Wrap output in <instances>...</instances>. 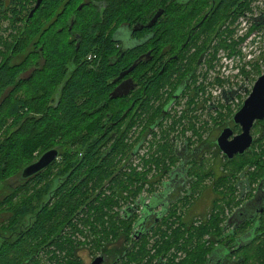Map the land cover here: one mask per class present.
I'll return each mask as SVG.
<instances>
[{
  "label": "trees",
  "instance_id": "obj_1",
  "mask_svg": "<svg viewBox=\"0 0 264 264\" xmlns=\"http://www.w3.org/2000/svg\"><path fill=\"white\" fill-rule=\"evenodd\" d=\"M3 1L0 0V7ZM77 1L44 0L33 16L31 12L36 5L26 13L23 22L22 15L20 18L22 26L18 28L14 26V30L19 34H16L10 48L11 53L0 63V127L3 128L0 136V184L6 185L13 175L17 177L19 175L20 178V183L15 186L13 194L7 196L0 205L13 204L11 201L20 192L33 190L37 192L31 196V202H25L15 210L12 218L14 229L2 227L3 222H0L2 241L0 264H41V258L45 255L56 253L55 248L65 253L67 257L62 260L57 256L56 261L51 260L52 264H80L81 258L74 257V249L79 247L72 248L68 235L81 233L88 224H91V231L94 232L95 226L91 222L93 214L111 211L116 205L115 199L118 202L121 200L125 202L128 197L135 195L137 193L134 190L135 182H142L141 186L137 187L138 191L148 184V173L128 167L122 161L128 156L129 144L139 142L132 151L133 156L144 145L145 141L141 135L132 140L129 136L130 129L135 124L142 125L144 116L145 120L152 117V110L147 104L148 96L163 94L159 86L168 83L171 75L163 66L164 57L159 60L138 62L133 73L138 75L142 88L148 90L142 89L134 96L135 104L131 108H129L131 102L128 100L126 108H122L120 106L122 100H115L110 96L113 88L110 81L123 70L125 64L122 61L115 65L109 64L108 54L113 53L116 44L111 40V35L105 36L106 27L113 23L120 25L136 20L146 22L160 9L165 10V15L160 20L167 24L170 21L164 20V17L171 15L174 9H181L184 4L181 0H93L96 1L94 13L93 1L84 5L82 10L76 9V23L84 32L80 47L76 51L75 44L58 38L61 37L58 32H55V36H51L49 41L47 37L53 32L56 24L62 19L67 20V15ZM34 3L37 4V0H25V3L23 1L22 10L26 11L27 7L29 9ZM226 3L215 10L214 16L209 17L210 21L204 29L206 34L214 29V25L231 17L232 8L237 4L241 5L242 2L226 0ZM204 5L206 10L210 8L207 0H204ZM60 6L62 12L58 15ZM1 10L0 26L3 20H9L11 24L13 20L18 21L19 14L14 8L12 10V6L7 11L3 7ZM179 11L181 14L184 12ZM40 45L44 46L42 52L45 60L43 59L31 77L19 80L18 76L26 71L29 62L35 63L40 58L38 52ZM22 51L28 54L26 58L20 63H13L12 58ZM202 51L203 49L194 54H197L196 59ZM89 55H92V58L96 56L89 61L87 60ZM133 59L134 56H131L126 65H132ZM162 108L163 106H156L155 114H158L155 123L150 127L151 131H154L153 128L163 115ZM8 118L13 120L9 127L6 126ZM124 122L125 130L122 129ZM155 144L157 146L155 152L158 154L163 152L162 141L159 142L157 138ZM53 148L60 151L59 158L54 164L32 177L22 176L26 166ZM174 156L175 162L176 155ZM154 160L157 161L155 157ZM229 162L236 166L238 163L237 160ZM15 166L17 167L15 172H18L11 175L10 172ZM55 168L58 169L53 179L49 180ZM181 175L180 173L179 176ZM170 178L172 180L165 181L163 187L166 193V187L172 183L173 188L170 190L172 197L177 193L175 191L177 185L178 188H183L184 184L182 180L178 182L174 180L173 175H170ZM162 194L154 192L150 202H162L167 195ZM146 199L140 194L135 202H145ZM163 213L165 214L166 210ZM127 214L128 216L124 214L119 216L125 231L118 235L116 222L113 221L112 229L99 236L103 239L102 245L96 249L105 250L112 236L119 240L123 237L129 240L132 237V232L130 234L129 231L132 226L129 220L132 217L130 218V212ZM178 222L179 226H183L182 220ZM165 224L167 223H162L157 230L161 231L162 225ZM186 230L188 229L182 230L180 227L172 231L182 234H177L178 240ZM164 234L167 235V232ZM148 237L140 238H143V248L149 242ZM192 237L193 235L190 239ZM134 239L139 240L136 236ZM171 239L166 240L163 246H159L161 250L164 247L165 249L172 247ZM69 244L72 249H69ZM112 247L115 249L112 252L113 256H118L121 255L120 252H124L120 249L125 248L126 244ZM153 248L156 247L152 245L151 249ZM209 251L205 242L201 244L196 253L190 254L191 264H205ZM243 252L245 261L242 264H264V242L251 253L249 248ZM139 255L137 250L132 249L125 255L129 259L123 257L121 262L126 264L140 262L144 258L140 259Z\"/></svg>",
  "mask_w": 264,
  "mask_h": 264
},
{
  "label": "flooded vegetation",
  "instance_id": "obj_2",
  "mask_svg": "<svg viewBox=\"0 0 264 264\" xmlns=\"http://www.w3.org/2000/svg\"><path fill=\"white\" fill-rule=\"evenodd\" d=\"M181 1L184 4L181 6V9H174L171 15L164 17V20L168 19V22L170 21L167 24L160 20L165 15V10L163 9V14L151 27H148L149 22L156 13L146 22L138 20L133 23L123 22L117 27L112 26V30L109 25L106 27L105 36L110 37L111 35V40L116 44V49H114L113 53L108 54V58H110L109 64L115 65L120 61L125 64L122 68L123 70L110 81L113 84L110 96L116 88L130 80L124 86L125 90H130L129 94L113 98L115 100H122L120 103L122 108H126L127 100L131 102V106H129L131 108L135 104L134 96L137 93L139 94L143 89L138 75L133 73L138 62H148L152 59L159 60L164 57L163 66L165 69L167 68L171 77L168 83H162L159 86L160 91L164 95L156 105L157 107L163 106V115L158 120V123L162 120L159 126L179 103V100H183L182 104L185 106L186 111L191 108L195 110L202 109L205 101L204 99H199L201 94L208 92L205 91L209 87L205 85L207 83L213 86L216 85L214 86L216 87L214 91L220 88L221 95L225 96L227 100H230V95H239L241 92L250 95L256 83L253 84L254 81H251L257 70L254 71L253 67L256 64L255 61L251 62L249 59V50L252 44L259 43V41L264 39V9L258 6V1L256 0H241V5L237 4L232 8V16H229L226 21L218 23L217 29L213 34H206L204 29L210 21L209 17L211 15L214 16L215 10L223 3H226V0H207L210 5V8H207V10L204 7V0ZM12 3L13 0H4L1 7L7 11L12 6ZM92 3L94 13L96 1ZM80 6L77 8L78 10L83 9L84 3L80 4ZM200 8L202 9L198 11L197 9ZM179 10H183L184 12L181 14ZM76 20L77 14L75 13L64 25L57 28V32L67 37L70 44H75L77 51L80 47V42H82L84 32L79 29L80 27L77 25ZM176 20L177 22H175ZM43 47L40 45L38 48L40 58L35 63L29 62L26 71L21 72L18 76L19 80L26 79L28 76L31 77L39 65L42 64L44 59ZM233 48H239L240 52H236L235 55L232 54ZM201 49L203 51L196 59L197 54H194ZM221 50H227L228 53H224ZM217 52L221 53L223 67L218 66L219 58L217 57ZM237 55L240 56L239 59ZM131 56H134L133 64L126 65ZM14 57L12 58L13 61ZM87 60L90 61L91 59L88 57ZM261 62L260 66L264 68V59ZM134 65V69L131 70ZM261 75L262 72L257 73L258 78ZM238 77L246 78V81H241V83L237 84ZM222 79L227 80L224 86ZM214 87L210 89L212 90ZM144 89L145 91L148 90ZM167 94L171 96V99L164 102L165 95ZM211 104H209L211 111L223 107L220 104L215 106ZM229 104L230 102H226L227 107ZM242 105H239L235 111L231 112V115H226L228 119L223 123L221 122L217 137L227 128L233 132V136L239 135L242 132L241 126L237 125L234 120L235 114ZM201 106L202 108H200ZM211 107L214 109L212 110ZM220 116H223V114ZM260 122H264V120L256 121L253 128ZM140 126L139 124H135L132 127L134 131L132 128L130 129L129 136L132 137V140H136L140 136L139 131L136 134ZM122 127L125 130V122ZM153 129L156 130V128ZM254 139L255 141L245 153L236 154L233 159H229L220 148L228 161L237 160L238 163L237 166L235 165V170L232 171V178L234 180L231 192L232 199H230V202H226L225 208L222 206L215 208L213 206L212 209L210 207V218L213 221H209L208 217L203 221L206 223L210 222L215 229L208 236L209 243L207 248H210V251L205 264H242L245 261L244 249L249 248V252L251 253L254 249H257L258 245L264 242V152L261 158L259 154L255 153L256 149L254 148L255 145H259L261 149H264V144H259L263 142L264 135L258 138L254 137ZM158 141L161 142L162 139ZM216 144L218 145L217 140ZM204 146L203 142L202 144H195L186 137L176 147L173 145L172 150L177 157L178 163L171 164L167 173L169 172V175L175 172V174L181 173L183 184H190L189 175L193 167L192 161L197 156L206 154ZM254 154L256 155L255 164H253L254 160L252 158ZM255 166H259L260 170L256 171ZM174 180H177V178H174ZM155 203L158 202H136L134 210L130 208L131 204H127L129 208L122 209V213L125 216H128L127 212H130L131 209L133 211V213L131 211V216L134 213H139L137 219L138 229L132 232V237L136 236L137 239L143 236L148 237L154 234L162 223L182 220L183 229L187 228L188 230H186L181 239L189 240L190 228L188 218H190L192 211L190 203L184 202L186 205L183 208H188L184 210L183 214L180 210L177 211L179 213L174 214L180 202H159L160 206H153ZM203 206L200 204L201 208ZM214 209L218 211L217 216L214 213ZM165 210L166 213L164 214ZM179 224L180 222H178L177 226ZM173 232H169L170 236H173L171 235L174 234ZM179 235L182 234L180 233ZM79 250L80 248L74 249V257L79 256L81 258L80 261L82 260V262L80 264H87L80 255ZM114 250L113 247L108 245L105 250H101L98 255L94 256L89 264H93V261L98 256L104 257L102 264H126L121 262V258L129 259L125 255L127 252H131L132 248L130 246L121 248L120 251L124 250V252H120L121 255L118 254V256H113L112 252ZM152 250L156 251L158 255L150 263L144 258L140 262L129 264H191L190 254L186 251V248L176 250L175 247H170L166 251H159L157 248H153ZM215 255L217 256L215 257ZM138 257L140 259L143 258L141 255Z\"/></svg>",
  "mask_w": 264,
  "mask_h": 264
},
{
  "label": "rangeland",
  "instance_id": "obj_3",
  "mask_svg": "<svg viewBox=\"0 0 264 264\" xmlns=\"http://www.w3.org/2000/svg\"><path fill=\"white\" fill-rule=\"evenodd\" d=\"M23 1L25 3V0H15V3L12 4V10H16V12L19 14V19L18 21L13 20L12 24L9 20H3L1 22L0 26V63L3 62L11 53V46L13 44V41L16 38V34H19V32L16 33L14 30V26L21 27L22 22L25 20V17L27 16L26 13L29 12L31 8H33L36 3H34L32 6L27 7L26 11L22 10L23 7ZM258 1V6L264 9V0H256ZM35 2V1H34ZM92 0H78L75 5L72 6L69 14L67 15V20H69L76 12V7L77 5L80 6V4L84 3V5H88ZM66 2H64V5ZM81 7V6H80ZM0 12H2L1 7H0ZM24 12V13H23ZM62 12V6L59 8L58 15ZM23 15V16H22ZM21 16H22V22H21ZM66 19H62L59 24H56L53 27V32L48 34V41L51 39V36H55V32H57V28L64 25L67 22ZM22 23V24H21ZM217 25H214V29L211 30V34L214 33V31L217 29ZM112 26L117 27L118 25L115 23L111 24V30ZM59 34V33H58ZM60 40H66L68 41L67 37H64V35H61ZM232 49V48H231ZM232 54L235 55L236 52H240L239 48H233ZM258 50V51H257ZM224 53H228L227 50H221ZM250 53H255L253 57L250 58L251 62L255 61V66L251 65L254 67V71L257 70V73L259 72H264L263 66H260L262 63L261 61L264 59V39L259 41V43H254L252 44L251 49L249 50ZM26 55H28L26 52L22 51L19 52L15 57L13 63H20L21 61L26 58ZM218 55V52H217ZM237 58L239 59L240 56L237 55ZM32 62V61H31ZM250 62V63H251ZM220 67H223V64H219ZM257 73H255L254 78L252 79L251 82L253 84L258 80ZM232 80V79H230ZM224 81V85H226L227 80L222 79V82ZM229 81V80H228ZM241 81H246V78H237V84L241 83ZM207 89L204 94L200 95V99H204L205 103L200 108L195 110L194 108L189 109L188 111L185 110V106L182 104L183 100H179L178 104L172 109L169 115H167L164 118V121L162 124L159 126L158 124L161 123V121L155 126L156 130L151 131L150 127L155 123V117L157 114H155L156 110V105L158 101L163 97V94L159 95H151L148 96V101L147 104L151 108L152 112V117L144 120L143 123L140 127H138L136 134L139 131V135H142L144 142V145L140 148L139 153L137 156L132 155L133 149L136 147V145L139 143L138 141L132 142L129 144L128 140V151L127 154L128 156L124 157V160L122 161L123 164H127L128 167L131 168H136L139 172H146L148 173V184H146L145 188H143L141 191H138L137 187H140L142 182H135L134 184V190H136V194L133 196L128 197V199L121 200L118 202L117 199H115L116 205L113 206L111 211H107L105 213H95L91 217V222L95 226V231H91V224H88L87 227L83 228V231L81 233H71L68 235L71 239L72 248L79 247V253L83 257V260L87 264H89L92 260V258L96 255H98L102 249H96L97 247H100L102 245V238L99 236H102V234L105 231H110L113 227V221L116 222L117 226V234L120 235L122 234L125 229L123 227L122 219L119 218L122 213V209L124 208H129L127 207V204H131L130 208L134 210L136 204V200L139 199L140 194L142 196L146 197L147 199L145 202H150L152 200L151 196L156 192L157 194H162L164 193V187L163 183L169 180H172L170 178L169 172L167 173V170L170 168L171 164L178 163L177 157L174 162L173 157L175 158L173 151L171 150V147L173 145H179L182 143L184 140V137L188 138L192 143L195 144H203L204 149L206 151V154H203L202 156H197L196 159L192 161V171L189 175V178L191 180L190 184L188 185H183V188H177L175 191H177L176 194H174L172 197L170 196V191L167 195H165V200H168L167 198L170 197V200H173L174 202H180L177 205V210L176 213H179L177 211H181L182 214L184 213V210L186 208H183L184 202H189L192 211H191V216L188 218V224L190 228L189 235L190 237L193 235L192 239L190 240H182L179 238L178 240L176 239L177 234L179 235L180 233H172V230L182 228L183 226H177L178 222H169L163 227H161V231L156 230L154 234L150 235L149 242L145 246V248L142 247V239H139L136 241L134 237H131L129 240H127L125 237L122 239H116L114 236L111 237V242H108L107 244L109 246H116V245H123L126 244V247L130 246L132 249L137 250V253L140 254L143 258L148 260L147 262L150 263L157 257L156 251H153L151 249L152 245L154 247H158V250H161L159 246H163L164 242L168 239H171V243H173L171 246L175 247L176 250H179V248H186V251L189 252V254H193V252H197L199 250V247L201 244L205 242L206 247L209 243L208 236L210 233L214 232V226L213 224L203 222L205 219L208 217L209 221H213L210 218V213L211 210L209 211V208L215 206H222L224 207L226 202H230V199H232L231 192H232V185L234 183V180L232 178V171L235 170V164L232 162H229L224 154L221 152L220 147L216 144L217 136H218V130L219 127L221 126V122L223 123L226 118L227 114L231 115V112L235 111V109L243 104L244 100L248 97L249 94L247 93H239V95H230V100H227L225 96L221 95L220 88L216 91L214 86L216 85H211V84H205ZM237 86V85H236ZM214 87L212 90L210 88ZM216 96V97H215ZM215 97V98H214ZM171 99V96L169 94L165 95V100L169 101ZM216 99V100H215ZM218 99V100H217ZM226 102H230L229 106H226ZM212 103V104H211ZM209 104L215 106L220 104L222 105V108H219L218 110H213L214 108L211 107L213 111L209 109ZM161 112V111H160ZM223 114V116H220ZM7 125L10 126L13 124V120L11 118L6 119ZM159 126V127H158ZM158 127V128H157ZM2 129L0 127V136L2 134ZM134 131V128H132ZM132 134H134L132 132ZM252 134L254 137H260L261 135H264V122H260L259 124L255 125V127L252 129ZM158 140L162 138V144L164 145L163 152H160L159 154L155 152L157 146H156V141L157 138ZM264 144V139L263 142L259 143ZM155 145V147H154ZM168 147V148H167ZM256 149L257 154H259L262 158V154L264 152V149H261L259 145H255L254 147ZM36 159L38 158L35 156ZM154 157L156 158L157 161L154 160ZM253 164H255L256 161V155H253ZM21 161V160H20ZM19 161V162H20ZM130 164H133V166H130ZM122 165V164H121ZM256 171L260 170L259 166L254 167ZM58 168H55L52 173L51 177L49 180L53 179L55 172L57 171ZM17 170V167L15 166L10 174H17L15 172ZM261 176V175H260ZM177 182L181 181L182 175L181 176H176ZM20 178L19 175H13L11 179L7 181V184H0V203L5 201L7 196H10L13 194V190L15 189V186H17L20 183ZM258 180V179H257ZM175 181V182H176ZM182 182V181H181ZM14 187V188H12ZM39 190V187L37 188ZM37 192L35 190L33 191H25V192H20L17 197L14 198L13 204H6L4 206L0 205V222H3L2 227H9L10 229H14V221L12 218L14 217L15 210L17 208H20L21 205H23L25 202H31V196L35 195ZM127 194V193H126ZM231 196V197H230ZM181 197V198H180ZM35 202V201H34ZM159 206L160 203L158 202ZM200 204L203 206V208L200 207ZM139 205H141L139 203ZM195 205V206H194ZM183 208V209H182ZM225 208V207H224ZM130 210V213L132 211ZM110 212V214H106ZM129 212V211H128ZM133 213V211H132ZM214 213L218 214L217 209H214ZM223 214V212H221ZM181 214V213H180ZM139 213H134L132 214V218L129 220L131 223V232H135L136 229H138L137 225V219H138ZM182 216V215H181ZM204 218V219H202ZM8 219H10L8 221ZM105 220V224H103ZM20 222L21 219H20ZM90 222V223H91ZM136 227V228H135ZM128 231V229L126 230ZM164 232H167V235L164 234ZM127 234V233H126ZM10 236V234H9ZM168 236V237H167ZM65 238V237H64ZM135 240V241H134ZM0 241V246H1ZM69 249L70 244L68 245ZM171 247V248H172ZM150 249V251L148 250ZM56 253L54 255H48L44 256L42 259L41 264H52L51 260L54 259L53 261H56L55 258L60 257L62 260H65L67 255L65 253H61L58 251L57 248ZM168 249V248H167ZM164 247V251H166ZM210 249V248H209ZM152 250V251H151ZM134 257V256H132ZM253 260V259H252ZM254 261V260H253ZM257 261V260H256ZM132 263V262H131Z\"/></svg>",
  "mask_w": 264,
  "mask_h": 264
},
{
  "label": "water",
  "instance_id": "obj_4",
  "mask_svg": "<svg viewBox=\"0 0 264 264\" xmlns=\"http://www.w3.org/2000/svg\"><path fill=\"white\" fill-rule=\"evenodd\" d=\"M43 1L44 0H37V4L34 10L31 12V16L34 15L35 11L41 6ZM163 12L164 10L160 9L151 19L148 27L153 26L158 21L159 17L163 14ZM135 65L131 68V70L134 69ZM127 82L123 83L121 86L116 88L112 92L111 97L117 98L119 96L128 95L130 90L124 89V86ZM234 120L237 125L241 126L242 132L239 135L233 136V132L229 128H227L222 131L223 133L217 139V143L219 147L223 152L226 153L229 159H233L234 155L236 154L245 153V151L251 147V145L255 141L252 135V128L256 121L264 120V73L256 81L253 91L246 98L242 107L235 114ZM232 136L233 138L231 139ZM59 155H60V151L57 148L48 150L47 152L42 154L36 161L26 166L22 172V176L24 178H29L47 169L58 160ZM175 173L172 174L174 178H176L177 175H180V173L177 174ZM171 184L172 183H170L166 187L167 191L162 195L168 194L170 192V190L173 188ZM162 202H171V200L169 198V200L167 201L163 200ZM157 205L159 204L158 203L153 204V206H157ZM216 256L217 255H215V257ZM103 260L104 257L98 256L93 261V264H102Z\"/></svg>",
  "mask_w": 264,
  "mask_h": 264
},
{
  "label": "bare ground",
  "instance_id": "obj_5",
  "mask_svg": "<svg viewBox=\"0 0 264 264\" xmlns=\"http://www.w3.org/2000/svg\"><path fill=\"white\" fill-rule=\"evenodd\" d=\"M217 57L219 58V63H218V66H220L219 64H222V61H223V58H222V56H221V53H218V55H217ZM233 78V77H232ZM216 97V96H215ZM214 97V98H215ZM216 100V99H215ZM218 100V99H217ZM130 135H132V134H130ZM134 136V135H133ZM138 151H139V149H138Z\"/></svg>",
  "mask_w": 264,
  "mask_h": 264
},
{
  "label": "built area",
  "instance_id": "obj_6",
  "mask_svg": "<svg viewBox=\"0 0 264 264\" xmlns=\"http://www.w3.org/2000/svg\"><path fill=\"white\" fill-rule=\"evenodd\" d=\"M257 51H258V50H257ZM255 53H256V52H255ZM255 53H249V59H250L251 57H253V55H254ZM89 58H92V55H90Z\"/></svg>",
  "mask_w": 264,
  "mask_h": 264
}]
</instances>
